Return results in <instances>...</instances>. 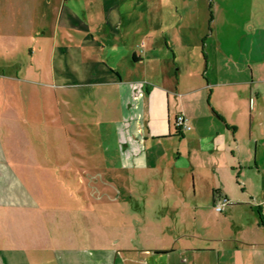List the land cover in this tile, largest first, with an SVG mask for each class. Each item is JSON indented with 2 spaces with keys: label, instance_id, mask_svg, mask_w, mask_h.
I'll list each match as a JSON object with an SVG mask.
<instances>
[{
  "label": "crops",
  "instance_id": "0c3cea01",
  "mask_svg": "<svg viewBox=\"0 0 264 264\" xmlns=\"http://www.w3.org/2000/svg\"><path fill=\"white\" fill-rule=\"evenodd\" d=\"M20 45L0 59L6 91L31 88L0 104V264H264V0H0V50ZM66 83L96 95L108 148L78 170L112 176L82 201L49 149Z\"/></svg>",
  "mask_w": 264,
  "mask_h": 264
},
{
  "label": "rangeland",
  "instance_id": "374dc122",
  "mask_svg": "<svg viewBox=\"0 0 264 264\" xmlns=\"http://www.w3.org/2000/svg\"><path fill=\"white\" fill-rule=\"evenodd\" d=\"M30 45V43H28ZM28 46H16L13 48L12 51L8 48V51H1L0 50V59L1 60H7L9 58H27V54L29 53V47ZM200 50L201 46H198V51L195 53V56H200ZM118 71L121 72V74H125L126 72H131V68L129 67V64H125L123 61L120 62V64L117 67ZM9 72V70L7 69ZM143 69H137L133 73H142ZM6 73V72H5ZM6 82H3L0 79V104H17V102H30V86L26 87L23 85V93L19 95H12L14 92L6 91ZM19 84H17L18 86ZM38 93L41 94L42 89L40 87ZM66 93V96H62L60 94V91L56 92L55 95V102L59 104L58 110H54V118H55V142L52 144L53 146L49 145V149H53L57 151H66V200H68V195L72 197L71 200H81L82 201V190L80 183H87V186L91 184L94 181H97L98 183L112 181L111 175H106L104 172L101 176V178H97L98 176L91 175V174H83L82 171L78 170L79 167V161L81 158L79 157V154L87 153V156L94 154V152H100L108 150L105 146H101L100 142L98 141V136L95 135V130L97 127L95 126V123L98 119V100H96V95L91 91L90 88L79 86L78 84H67L66 83V91H63ZM33 98L37 99V102L43 103L45 101L42 100L41 95H35L32 96ZM63 129L66 131V137L64 136ZM66 139V140H65ZM172 148V147H171ZM176 151V147H173ZM98 154V153H97ZM245 153V158L247 159L249 156ZM74 159L72 161V165H70V160ZM79 160V161H78ZM86 166L88 169L94 166H100L98 164L99 161H101V166L103 167V170L107 166H112L111 160L103 159H94V158H86ZM74 162H77L74 165ZM97 162V163H95ZM69 164V165H68ZM82 164V163H81ZM81 166V165H80ZM71 167V169H69ZM105 171V170H104ZM61 177V176H57ZM56 177V178H57ZM111 178V179H110ZM250 181L248 183L251 184H259L263 182L262 177L258 176H251L250 175ZM102 179V180H101ZM113 179H116L118 182H125V180L119 178L117 180L116 176H113ZM122 180V181H121ZM57 183H59L58 179H56ZM239 184H244V181L242 179H238ZM89 189V187H88ZM92 189V188H91ZM92 192V191H91ZM89 194V192H88ZM92 194V193H91ZM102 195H105L102 193ZM107 195H111L110 193H107ZM112 197V196H111ZM88 199H91V202H97L96 198L98 197H89ZM86 198V199H87ZM121 199V196L118 197ZM107 196H104L103 200H106ZM118 200V199H117ZM77 201V202H78ZM81 204V203H80ZM108 208H110L109 205H115V203L111 204L110 202L105 203ZM137 207H130L129 213L131 215H137L140 213V209L142 208V203L138 202L136 203ZM82 206V205H81ZM122 207H119V209ZM140 208V209H139ZM214 210V208H213ZM73 211V210H71ZM134 211V212H133ZM123 216L126 217L127 211L126 208L122 209ZM150 214H154V212H150ZM140 215V214H138ZM133 227L136 228H127L125 226L124 229L129 230H135V229H142L141 224H133Z\"/></svg>",
  "mask_w": 264,
  "mask_h": 264
},
{
  "label": "built area",
  "instance_id": "2783aa9c",
  "mask_svg": "<svg viewBox=\"0 0 264 264\" xmlns=\"http://www.w3.org/2000/svg\"><path fill=\"white\" fill-rule=\"evenodd\" d=\"M175 126L177 129H180L182 131H189L191 129L187 119L183 115H179L176 117ZM227 203L228 202L226 199H222L219 203L214 204L213 208L215 212L221 213L223 209L226 207Z\"/></svg>",
  "mask_w": 264,
  "mask_h": 264
}]
</instances>
